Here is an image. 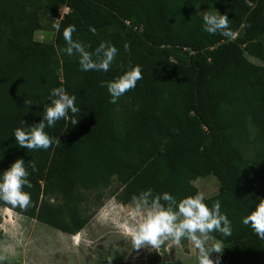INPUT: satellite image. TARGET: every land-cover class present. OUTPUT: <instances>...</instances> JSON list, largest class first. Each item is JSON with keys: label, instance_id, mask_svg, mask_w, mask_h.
Instances as JSON below:
<instances>
[{"label": "trees", "instance_id": "1", "mask_svg": "<svg viewBox=\"0 0 264 264\" xmlns=\"http://www.w3.org/2000/svg\"><path fill=\"white\" fill-rule=\"evenodd\" d=\"M62 5L54 41L36 40L40 11ZM217 11L227 12L231 39L203 31L202 13ZM68 24L88 50L117 47L107 72L81 71L78 54L61 51ZM132 65L141 79L109 103L102 82ZM61 85L76 97V124L46 126L56 141L47 150L18 147L13 129L42 120ZM16 158L36 169L30 206L14 209L72 239L91 219L85 191L99 200L115 180L123 203L149 187L179 201L212 174L219 188L205 203L219 200L232 221L230 236L208 233L223 245L219 264H264V240L241 223L264 198V0H0V171Z\"/></svg>", "mask_w": 264, "mask_h": 264}, {"label": "clouds", "instance_id": "2", "mask_svg": "<svg viewBox=\"0 0 264 264\" xmlns=\"http://www.w3.org/2000/svg\"><path fill=\"white\" fill-rule=\"evenodd\" d=\"M202 21L203 31L209 34L219 33L229 39L233 37L227 12L223 14L218 11L206 12L202 16ZM52 28L59 31V23H54ZM89 31L95 34L96 29L89 26ZM74 32H76L74 24H68L63 28L62 36L66 46L61 51L68 56L74 52L78 54L81 71L107 72L117 55V47L110 42L100 41L95 48L88 50V45L79 39H73ZM139 79L141 68L139 65H132L119 76L106 83L102 82L101 86L106 87L109 103L114 104L125 92L135 88ZM48 96L51 100L44 106L42 120L28 126L21 120L20 125L13 129L12 137L18 147L47 150L56 141L45 131L46 126L52 128L57 121L68 119L71 124H76L80 108L76 104L75 95L70 94L61 85L53 87ZM25 104H31V100H25ZM28 168L35 171V163L26 167L23 158H16L6 169L0 171V201L22 210L30 206L31 194L25 190L32 187L30 180L27 179ZM205 200L202 192L177 201L175 196L167 191L154 194L150 187L146 188L133 197L132 207L124 218V232L130 236L131 244L136 250L145 247L158 249L169 240L179 244L181 239L185 238L190 240L197 250L198 264H214L210 259L212 252L218 254L215 264H219L222 243L220 241L209 243L207 234L216 231L224 237L230 236L232 221L221 211L219 200L212 202L210 206ZM241 223L250 227L259 239L264 240V198H260L254 207L242 216ZM4 259L0 256V264H3Z\"/></svg>", "mask_w": 264, "mask_h": 264}, {"label": "rangeland", "instance_id": "3", "mask_svg": "<svg viewBox=\"0 0 264 264\" xmlns=\"http://www.w3.org/2000/svg\"><path fill=\"white\" fill-rule=\"evenodd\" d=\"M68 11L64 5L57 15L40 11L34 38L54 41L56 30L52 25ZM248 57L256 63H263L254 56ZM192 182L197 192H202L205 197L217 193L219 188V182L212 174L199 176ZM120 190L121 186L114 180L108 188L101 190L99 200L96 199L98 191H85L89 198L83 205L91 219L80 230L76 243L71 234L43 224L12 207L3 209L1 206L0 256L5 258L3 264H198L197 250L185 238L179 244L166 241L158 249H134L130 236L123 229L132 201L120 202L116 197ZM47 198L51 202L57 201L56 196ZM207 235L209 243L219 241ZM215 255L217 253L212 252L210 259Z\"/></svg>", "mask_w": 264, "mask_h": 264}, {"label": "crops", "instance_id": "4", "mask_svg": "<svg viewBox=\"0 0 264 264\" xmlns=\"http://www.w3.org/2000/svg\"><path fill=\"white\" fill-rule=\"evenodd\" d=\"M79 238H80V231L73 235L74 242L76 243L79 240Z\"/></svg>", "mask_w": 264, "mask_h": 264}]
</instances>
